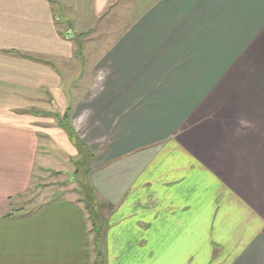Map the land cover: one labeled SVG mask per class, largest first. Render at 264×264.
<instances>
[{"label": "crops", "instance_id": "0c3cea01", "mask_svg": "<svg viewBox=\"0 0 264 264\" xmlns=\"http://www.w3.org/2000/svg\"><path fill=\"white\" fill-rule=\"evenodd\" d=\"M121 1L0 0V264H264V0H148L103 43ZM64 114L97 246L69 172L19 209L43 156L79 157Z\"/></svg>", "mask_w": 264, "mask_h": 264}, {"label": "rangeland", "instance_id": "374dc122", "mask_svg": "<svg viewBox=\"0 0 264 264\" xmlns=\"http://www.w3.org/2000/svg\"><path fill=\"white\" fill-rule=\"evenodd\" d=\"M149 1L148 0H139L136 4H129L126 1L119 2L118 6L112 5L111 8L108 9L107 13L101 18V20L95 25V30H99L103 32L101 42H110L114 37L112 36L115 31H119L123 29L131 20L134 19V16L137 14L139 15L148 7ZM55 12L58 14L59 9H55ZM61 30H65L66 25L58 24ZM92 30L88 32H84L82 38L86 37L87 35H92ZM80 37V40L82 39ZM96 38V37H95ZM98 39V38H97ZM78 43H82L79 41ZM50 143V142H49ZM48 148V146H47ZM45 153H48V150H44ZM58 154L57 150H54V154ZM50 155V154H49ZM43 156V160L41 161L42 169L38 170V166H36L35 174L31 180L30 186L20 199L19 209L23 210H30L34 208V206L38 205L39 203L43 202L49 197H53L55 193L60 190L59 185L66 182V177L61 178L58 172L59 170L63 173L69 172L68 179L71 178L73 184L72 187L77 189L76 191L81 190L79 183L81 181L86 180V176H84L83 172L85 169H79L75 164H71L72 159H62L59 157V163L64 164L63 166H58L57 162H48L47 160L50 159V156ZM65 161V162H64ZM60 165V164H59ZM83 197V195H80ZM100 264V263H99Z\"/></svg>", "mask_w": 264, "mask_h": 264}, {"label": "trees", "instance_id": "16d2710c", "mask_svg": "<svg viewBox=\"0 0 264 264\" xmlns=\"http://www.w3.org/2000/svg\"><path fill=\"white\" fill-rule=\"evenodd\" d=\"M84 33H80L77 36L83 37ZM58 126L67 134V137L71 144L75 147V149L78 152V159L74 161V164L79 169H85L83 172L84 176H87V174L90 171V166L93 161V155L91 154L89 148L85 143L82 142V140L77 137L72 127L67 122V115L64 114L58 124ZM81 190H79V194L83 195L82 201L84 202L85 209L88 212L89 219L91 221V231L94 234V242L97 246L100 240V228H101V221L102 219L99 217V213L97 212V201L95 198L94 190L92 186L85 182L81 181L79 183ZM100 253L97 252V258H100ZM97 262H99L97 260ZM100 263V262H99ZM101 264V263H100Z\"/></svg>", "mask_w": 264, "mask_h": 264}]
</instances>
